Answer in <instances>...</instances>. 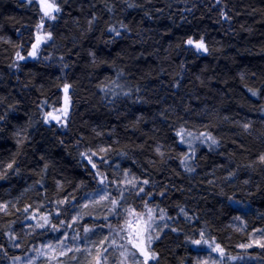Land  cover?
Listing matches in <instances>:
<instances>
[{"label":"trees","instance_id":"16d2710c","mask_svg":"<svg viewBox=\"0 0 264 264\" xmlns=\"http://www.w3.org/2000/svg\"><path fill=\"white\" fill-rule=\"evenodd\" d=\"M54 1L42 20L35 0H0V264L85 229L94 245L145 209L150 264H197L203 240L244 252L264 226V0ZM66 85L64 125L45 123Z\"/></svg>","mask_w":264,"mask_h":264},{"label":"rangeland","instance_id":"374dc122","mask_svg":"<svg viewBox=\"0 0 264 264\" xmlns=\"http://www.w3.org/2000/svg\"><path fill=\"white\" fill-rule=\"evenodd\" d=\"M35 1H37V3L39 4L38 0ZM49 3L55 4V1L49 0ZM54 14L55 12L53 13V15ZM43 18L48 19L47 17ZM47 34H49V32L44 31L42 25L40 24L36 29V37L34 43H36L37 36H40L44 39L38 46L37 56L35 58L31 57L32 59L41 58L40 52L42 47L50 41V39L47 38ZM191 46L197 51L194 45ZM18 60L19 58L16 56L15 61L17 62ZM64 88L62 90L63 100L61 109L58 113L53 114L61 115L62 118L58 123L62 125H64L66 121V119L62 116L63 110L65 107H67L69 111L70 106L68 92L66 96ZM99 196L101 197L102 194H100ZM149 216H151V220H149ZM133 221L139 222L141 230H143L145 222H148L151 227L147 232L142 231L141 235H139L138 237L133 236L131 232L128 231V224ZM159 221L160 219H155L150 209H145L143 212L127 215L124 221H122L123 223H121L120 225L115 226L114 228H107L105 232L102 231V239H100V242L94 243V245L92 242V234L89 233L90 231L82 239L81 237H79L76 240L71 237L66 241L64 240L65 242H63L61 238H59V240L50 239L35 252H29L23 258L15 259L9 264H37V261L40 258L46 259L47 264H74V262L75 264H96L97 259L100 260V264H110V260L111 264H144V256L141 255L139 248L134 247V245L141 244V246L146 248L151 256H153V253L150 250V245L154 237L157 235L158 231L156 224L160 223ZM133 231H135V229H133ZM254 232L255 234H252L250 243L246 244H250L251 246H246V248L242 247V249L245 248L249 250L255 247H259L260 249H262L260 244H264V226L257 228ZM256 236L259 237L258 239L254 240V237L256 238ZM260 236L263 237V240H261ZM149 237L151 238L150 243ZM102 241L104 243H101ZM112 241H114L115 243H112ZM103 245L105 246L103 247ZM212 246L215 247L214 245ZM245 249H243L244 252L239 255L227 256L217 251H213L212 248L208 246L206 247V251L203 253V255L205 256H203L201 261L197 264H264V254L261 256L257 254L255 256L249 255L247 253V250ZM263 252L264 251H262L260 254H262ZM79 256H81V259H78ZM86 256L87 258L89 256L88 259H90V261L86 258ZM102 257L104 260L102 259ZM151 260L152 259L148 260V264Z\"/></svg>","mask_w":264,"mask_h":264},{"label":"snow or ice","instance_id":"6c2138e0","mask_svg":"<svg viewBox=\"0 0 264 264\" xmlns=\"http://www.w3.org/2000/svg\"><path fill=\"white\" fill-rule=\"evenodd\" d=\"M38 2L40 4L41 11L43 12V17H47L48 19H52V20L56 19V16L53 15V13L54 12L58 13L60 11V8L58 6H56L54 3H49V0H38ZM221 15L225 16V18H227L224 13H222ZM43 17H42V20H43ZM117 35H119L118 32H117ZM47 38L48 39L51 38V34L50 33L47 34ZM43 39L44 38H42L40 36H37L36 43H34L32 45V51L29 53V55L32 56L33 58H35L37 56L38 46L42 42ZM187 43L189 45H194V47L197 49V51H200V52H207L208 51L203 39H201L199 42H196V43H194V41L192 39H189L187 41ZM17 57L20 60L25 59V57L20 55L19 52L17 53ZM64 91H65V94L67 96V92H68V86L67 85L65 86ZM253 95H256V93L253 92ZM62 116L65 119L67 118V116H68V108L67 107L64 108ZM61 118H62L61 115H53V113L49 112V113L45 114V123H49L52 120H55V121L59 122L61 120ZM208 139H212V138L208 137ZM215 142H216L215 140H212V143H215ZM101 151H105V149H101ZM82 155H84V154L82 153ZM92 155H96V153H92ZM87 158H88V162L92 165V168H96L97 165H96V163H94L92 161L91 157H87ZM261 160H264V156L261 157ZM8 167L11 168L12 165L9 164ZM96 175L99 176L100 173L97 172ZM106 180H107V177H102L99 180V183L101 185H104ZM129 183H131V181H129ZM143 183L147 184L148 181L145 180V181H143ZM133 186H135V185H133ZM143 191H144L143 188L139 189V192H143ZM109 197H110V194L107 195V196H103L102 195L101 196V200H107V199H109ZM60 203H64V201H61ZM111 204H112L113 207H112V209H110V211H112V212H114L115 209L120 206V202L118 200H116V199H111ZM4 207H6V206H4ZM84 207H87V205H84ZM25 211H27V209H25ZM33 218H35V217H33ZM43 219H44V223L43 224H39L38 225L39 227H44L46 224H48L47 217H44ZM105 219H107V217H105ZM149 220H151V216H149ZM53 227H55V226H53ZM150 227H151L150 224L148 222H145L143 230H141L139 222L138 221H133V222H130L128 224V231L131 232V234L133 236H137L138 237L139 235H141L142 231L143 232H147L150 229ZM133 229H135V231H133ZM85 231H90V229H85ZM200 236H201V240H195V241H193V243L200 244L202 242V240H203V233H200ZM150 240H151V238L149 237V243H150ZM101 243H104V242L102 241ZM112 243H115V242L112 241ZM203 243L208 244V246L211 247L213 251H217V252L223 254V249L220 247L219 244H216L215 247H213L212 244H210L207 240H203ZM246 246H251V245H241V247H246ZM260 246L264 247V244H260ZM134 247L139 248L141 255L144 256V264H148V260L149 259H154V257L151 256V254L146 250V248L142 247L141 244H135ZM105 251H106V249H105ZM96 264H100V260L99 259L96 260Z\"/></svg>","mask_w":264,"mask_h":264},{"label":"bare ground","instance_id":"6f19581e","mask_svg":"<svg viewBox=\"0 0 264 264\" xmlns=\"http://www.w3.org/2000/svg\"><path fill=\"white\" fill-rule=\"evenodd\" d=\"M39 115H40V114H39ZM38 118H39V117H37V119H38ZM40 119H41V118H40ZM40 119H39V120H40ZM40 121H41V120H40ZM30 123H31V122H30ZM199 145H200V143H199L197 146H199ZM191 146H192V145H191ZM193 146H194V145H193ZM193 146H192V147H193ZM192 147H191V149H192ZM199 147H200V146H199ZM189 149H190V148H189ZM191 149H190V151H191ZM192 150H193V149H192ZM186 151H187V150H186ZM188 151H189V150H188ZM190 151H189V152H190ZM184 152H185V150H184ZM191 152H192V151H191ZM188 154H189V153H188ZM178 155H179V154H178ZM186 155H187V152H186ZM187 156H188V155H187ZM179 158H180V157H179ZM185 158H186V157H184L183 159L185 160ZM180 161H182V159H181ZM177 163H178V162H177ZM179 163H181V162H179ZM223 195H224V194H223ZM218 196H219V195H218ZM205 197H206V196H205ZM221 198H222V197H221ZM229 198H230V197H229ZM204 199H206V198H204ZM219 199H220V198H219ZM209 200H210V199H209ZM206 201H207V200H206ZM211 201H212V200H211ZM208 202H209V201H208ZM220 202H222V199H221ZM210 203H211V202H210ZM204 204H205V203H204ZM219 205H220V204H219ZM207 207H208V206H207ZM177 209H178V206H177ZM180 209H181V208H180ZM178 211H179V209H178ZM228 211H229V210H228ZM173 213H174V212H173ZM175 213H176V212H175ZM233 215H234V214H233ZM239 215H240V214H239ZM231 216H232V215H231ZM234 216H236V214H235ZM232 217H233V216H232ZM236 219L238 220L237 217H236ZM199 227H200V225H199ZM199 227H197V229H198ZM201 227H202V226H201ZM201 227H200V228H201ZM202 228H205V226L203 225ZM195 229H196V228H195ZM195 229H194V230H195ZM200 230H201V229H200ZM196 231H197V230H196ZM201 231H202V230H201ZM252 231H253V230H252ZM158 232H159V230H158ZM199 232H200V231H199ZM253 233L255 234V232H253ZM193 234H194V233H193ZM195 234H196V233H195ZM258 237H259V236H258ZM258 237H257V236H256V238L254 237V240H255V239H258ZM260 237H261V236H260ZM259 240H260V239H259ZM261 240H263V237H261ZM261 240H260V241H261ZM248 242H249V241H248ZM249 243H250V242H249ZM248 245H250V244H248ZM247 247H248V246H247ZM249 247H250V246H249ZM245 248H246V247H245ZM245 248H243V249H245ZM150 249H151V248H150ZM245 250H248V249H245ZM151 251H152V250H151ZM254 251H255V250H254ZM256 251H257V250H256ZM245 252H246V251H245ZM252 252H253V251H252ZM106 253H107V252H106ZM110 253H111V252H110ZM88 254H89V253H88ZM106 255H107V254H106ZM201 255H202V254H201ZM209 255H210V254H209ZM83 256H84V255H83ZM197 256H198V254H197ZM86 258H87V256H86ZM88 258H89V256H88ZM88 258H87V259H88ZM78 259H79V258H78ZM80 259H81V258H80ZM91 259H92V258H91ZM102 259H103V257H102ZM108 259H109V258H108ZM108 259H107V261H108ZM88 260L90 261V259H88ZM103 260H104V259H103ZM109 260H110V259H109ZM70 261H71V260H70ZM70 261H69V262H70ZM72 261H73V260H72ZM86 261H87V260H86ZM196 261H197V260H196ZM69 262H68V263H69ZM79 262H80V261H79ZM107 263H108V262H107ZM69 264H70V263H69ZM74 264H75V262H74ZM110 264H111V260H110ZM149 264H150V263H149Z\"/></svg>","mask_w":264,"mask_h":264}]
</instances>
